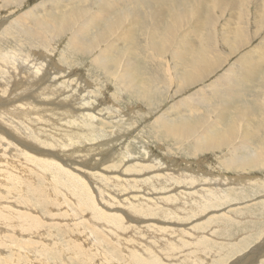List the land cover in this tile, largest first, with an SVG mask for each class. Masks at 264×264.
Masks as SVG:
<instances>
[{"label": "bare ground", "instance_id": "bare-ground-1", "mask_svg": "<svg viewBox=\"0 0 264 264\" xmlns=\"http://www.w3.org/2000/svg\"><path fill=\"white\" fill-rule=\"evenodd\" d=\"M64 1L65 0H56L57 4H55L52 0L51 2H48L50 10L47 11L45 9L48 14L57 17L56 25H58V28L55 26L54 21H51L45 17L46 12L43 9L48 5L46 4V1V3L43 1L44 3L41 2L40 4L38 2V5L34 7L33 10H30V13H28L29 16H33V25L29 23L27 24V22L21 18L19 21V19L17 18V20L19 21L17 22V24H20V28L18 29L17 27H15V29L17 30L15 32L16 35L14 34L15 38H19V36H27V39L30 38L32 42L36 40L41 44V46L48 47L46 45V42L49 40H47V37H50L49 33L56 34V38L57 34H61L63 30L70 27L74 22H76L75 19H82L83 24L88 26H86L85 29V27H78L77 25V28L75 29L76 34L73 38H71L75 43L72 45H67L66 49L68 51L65 50V52L62 53V56L59 58L60 60L56 62L58 63V65L55 64V61H53L51 57L52 51H43L41 52L42 54L39 52V56H37L38 53L34 51L36 53L35 57L30 58L32 55H29L30 57H28L25 56L26 54L24 53H13L14 55H8L9 53L7 52L8 54H6L5 56L0 50V64L2 66L4 65L1 61L10 59L9 57L11 56L9 65L4 66V68L8 69L7 73L5 75L0 74V96L8 95L10 91L13 92L15 90H19V94L17 93L19 97L24 101V103L29 104L23 106L26 112V118L28 119H26L22 115L23 121L16 119L19 125L13 126L12 129L21 130L22 133H19L18 136L22 137L26 141H29L30 139L43 147L41 148L42 151L39 154L30 156L27 152L23 151L17 143L9 141L8 143L10 147L2 150V152H4L9 157V160H13L12 158H14L22 163H32L34 168H37L38 166L39 169L43 171L42 173L46 175L45 177H47L49 181H52L50 179H53L52 182L57 185L56 188L66 192L71 197L70 200L73 201V203L82 213H85V210L90 212L91 219H87V221L92 223L95 230H98L97 234L99 232H103L105 234H109L110 236H114L113 234L116 235V231L120 232V237L116 238V241L118 240L117 242L119 244L125 245L123 254L126 259L130 258L133 264H170L164 262L161 259L160 255L154 250L155 248L153 249L151 246L153 242L158 246V242H160V240L156 239L157 236H160L162 240L164 239V246L162 247V250H172L174 249L173 246L176 247L179 244L180 246H189L191 248L194 247L195 249L193 248V254L196 253L195 250L203 251L205 249L207 251H212V249L207 248L208 245L204 239V236L206 235L197 236L196 238L194 236L195 239L191 242L189 240V242L182 240L184 239V234H189L188 232L190 229L187 230L185 228H177L173 223L178 222L173 221L177 220V218H183V221L185 219L189 220L190 217L196 216L198 211H205L207 210V208H212L226 201L236 199L233 198L234 196L231 197L228 192L225 193L226 190H230L231 192L233 188L232 186H226L228 184L235 183V186H238L239 184V186L243 187L246 184L259 182L261 183V186H264V180L260 178L254 179L255 175L253 178H251L250 175L246 177V175L239 174L238 176L240 178V181L235 182V180L231 179H238V176H215L211 174V172H192L191 169L188 168L190 166L176 167L173 163H170L168 165L161 160H156L155 157H151L149 155V151L145 152V154L149 156V159L147 160L138 158L137 156V158H128L126 154L125 158H122L126 163L125 164L123 162V167L121 166V162H113L109 166L103 167L101 170H99L98 165L101 164V160H103L104 155L101 157V160L99 159L100 161L94 164L92 163L91 165L89 163V160L95 154L92 153L93 155H91L90 157L87 155L79 157L76 156L75 152L71 148H68L67 155L70 157L68 158V162L76 165L72 167V165L67 161H63L61 164H58V161L63 160L64 156L62 155H66L63 153V149L65 147H72L79 142L92 139L93 134L96 131L94 124L96 122L95 118L97 116V111L94 103L97 100L95 101L93 99L92 95L94 94L91 91L89 80L85 79L82 75L74 72L76 69L74 70V66L72 67L70 65V63L73 62L74 59H71L70 57L76 58L78 54L82 55L84 51L89 52L94 56L93 58H95V60H93L94 64L92 65L95 66L96 69L103 72L111 79H114V81L118 83L116 84V86H122L123 91L136 93L138 98H142L143 101L148 97L152 107L162 101V93L169 87V83L167 82L168 80L169 82H171V84H177V90L173 89V94L180 97L176 101H179L181 107L180 105L173 106L172 109H169L167 111L164 110L165 113L160 114V116L157 115L158 117H156V120H158L159 123L158 134L160 135V137L167 141H190L193 153L204 151H220L221 149L225 148V155L220 161V164L225 170L241 169L243 171H249L253 170L254 168L264 167V98L262 97L256 101L249 100L251 104L250 108L249 105H247L248 108L246 106L244 108L243 105L241 106L239 104L240 101L244 100V98L240 99L239 97L243 88H245L243 90L246 91L249 88L253 87L251 82H253V80L258 77L257 74L261 73L260 75L263 77L261 82H264V50H259V48L254 47L255 49L240 51L239 46L241 47L244 43V30L240 27L234 26L230 28V30L227 29L229 31L228 33L230 34V37L223 38V43H225V46H227L228 48V54H216L214 52L216 50L214 49L216 48L214 43L220 35H217V30L214 27L212 28V30L210 29V31H207V23L208 21L211 22L213 11L210 12L211 10L207 8L205 9V11L203 9L204 16L201 17L200 13L194 7L197 4L196 0H181L182 3L185 2V6L188 8L180 9L179 7H174L172 9L165 10L162 14L151 15L150 17L144 16L143 14L139 13L138 10L141 8H137L134 5L137 6L141 3L134 4L132 0H120L124 7L121 10H119L116 5L114 6L112 3L108 2L113 1V3L116 4V0H96L93 3L94 5L96 4L95 9H87L85 0H72V3L78 1L79 5L71 10V15L69 13H62V8H69V6H72V3H68L67 0V3H65ZM137 1L138 0L134 2ZM143 1L145 2L142 3L147 2V0ZM58 2H61V5H59ZM189 2H193V4L191 5L189 4ZM235 2L243 3L244 6L249 4L248 2H246V0H235ZM147 3H149V5H153L151 2ZM174 3L175 2H173V0H170V2L164 3L163 7H165L167 4ZM207 3L223 4L221 0H208L203 5H201L204 7V5ZM224 4L229 5L230 3L226 2ZM254 5L258 12L257 15H260L259 22L263 24L264 0H258ZM97 6L102 7L103 10H99ZM76 8L78 10H76ZM133 10L134 12L132 13ZM242 10L244 9H241V11ZM43 11L45 12V14ZM168 13H170L171 15ZM189 13L193 14V31L188 29L187 32H181V34L176 35L178 27H184L180 19L188 17L187 15ZM241 13L243 14V12ZM112 16H114V20H111ZM242 17L244 18V15ZM120 18L122 20L119 23L118 21ZM150 19L152 20V22H147L149 23V27L147 29H143L144 26L146 27L145 21ZM190 19L191 18H189V20ZM239 20H241V18ZM45 22H48L49 25H45ZM122 25H124L123 28ZM175 26L177 28H175ZM94 29H98V33H92ZM122 29H124L125 33L122 31ZM221 29L222 28H220V30ZM5 30L10 31L8 27H5ZM138 31L141 32L143 36L148 38V43L146 41L147 39L145 40L146 43L149 44L148 53L150 55H153L155 58H153V56L152 58L156 60H154L155 64L153 62V65L148 64V66L146 62L141 60V56L139 57L138 50L141 47L138 43L139 40L136 38L137 41H134V43L132 42L133 40H135V34ZM116 32H118L117 37L115 34ZM5 34L7 35L8 33L5 32ZM82 36L87 37L91 45H82L81 40H79V38ZM169 38L174 39L175 42L166 43V40H168ZM18 40H20V38ZM116 41H119V44ZM21 42L23 43L24 41ZM27 42H29V40ZM103 42L105 43L104 47H99ZM19 45L23 46L21 44ZM124 46H128V48H125ZM143 47L144 46H142V49ZM119 48H121L122 51H120ZM150 49L152 51H150ZM169 49L171 50L169 51ZM143 51L147 52L146 50ZM32 52L33 51H31V53ZM209 52H213V54L215 53V56L212 57L211 55L213 54L211 53V55H209ZM89 53L88 55L90 56ZM142 53L146 54L144 52ZM169 53L170 57L172 56V60L174 61L173 72H169V70H167L166 72V69L163 67V60L157 58L163 57L164 55L167 57ZM234 53H236L237 55L234 60V62H236L235 67H238V71L240 74H242V77H239L233 71L225 69L221 72V74L218 73L216 75V79L212 80V82H209L210 85H208V83L206 85L203 84V87L196 89L188 96L186 95V98L181 97L180 94L184 91L185 88L195 86V84L209 77L210 74H212L216 69H219V67L223 65V62L225 61V58H228V55L230 56ZM83 56L85 55L83 54ZM61 63L62 65H60ZM142 66H145L144 70ZM136 77L137 79L139 77H142V79L144 78V81L140 82V80H137ZM241 78L248 81V85L242 84ZM123 82L125 83V85H122ZM159 83H162V85ZM118 91L121 92V89H118ZM245 91L244 93L247 92ZM89 93H92V95H90ZM64 94H67V97H63L62 95ZM88 95L89 98L95 101L94 103L92 100V103L86 102ZM218 95L220 97H216ZM156 96L159 98L158 101H155ZM221 97H223V103L219 107H212L211 110L215 112V116L207 117L202 115L203 112L206 111V109L202 111L201 109L203 103H200L201 105L200 107H198V102H201L203 99H205L207 101L205 103H207L206 105H208L211 102L219 101ZM46 98H49V100H44ZM62 98H65V102H63ZM232 99H238V102L233 101ZM228 101L231 102L228 103ZM220 103L221 102L219 101V104ZM194 104L197 107H195ZM228 104L240 105L241 109L238 111L236 110L235 112H222L221 109L223 107H229ZM53 111L56 112L54 113L55 116H53ZM95 111L96 114L94 113V115L92 113L93 115H91L90 112ZM101 111L100 114H102ZM212 113L210 114L212 115ZM100 114H98V117H105L103 115L104 112L102 115ZM172 115H174L175 117H170ZM107 118L108 117H106V119ZM45 119L48 121L49 124L47 127L50 129V133L46 138H43L41 135L34 134V128L26 127V125L22 126L25 122H41L44 125L43 122ZM106 119L105 121L102 120V127L109 125ZM1 120L4 121L5 124L7 123V117L5 115H2V113L0 112V122ZM76 123H81V128L71 129L76 126ZM63 132L66 138L61 134ZM5 139V136L0 135V151L1 149H3V142L5 141ZM251 139H254L255 142L253 141L254 143H252ZM101 144L105 147L108 145L107 142H102ZM48 147L52 149L47 150L46 152L43 151L44 148ZM102 152L105 153L106 150L102 149ZM97 156L99 157V155ZM0 157H2L1 152ZM109 159L111 158L109 157ZM1 160L2 158H0V161ZM7 163H9V161L2 162V165L6 166ZM53 165H55V167ZM62 165H67L68 168L62 167ZM83 167L88 168L85 169ZM89 167L97 168L98 170L92 171L89 170ZM82 168L84 170H82ZM110 170L112 171V173H110ZM7 175L9 178L12 176L10 174ZM51 176H53L54 178H52ZM15 178L21 179L23 177H20V175H15ZM86 179H90L98 183V186L96 187L92 185V193L86 184ZM19 189L21 191V194H23V190L21 188ZM93 193L96 196L97 203L93 199ZM115 201H119V203L117 204ZM114 203H116V205ZM97 204H101L102 207H97ZM17 205H20V203ZM112 205H114L115 208ZM0 206H2L6 212H16L18 210V208L15 210L11 209V207L7 205ZM77 207H75L76 210ZM0 211L3 210L0 209ZM6 212L5 214H7ZM27 212L17 211L16 213L18 215L22 214L31 217V214ZM33 213H36V211ZM48 213L49 212H47V214ZM14 214H12V216ZM177 214H179L180 216H177ZM17 218H21V216H18ZM16 220L17 221L14 222L15 224L17 223L19 225H22L20 222H18V219ZM24 220L25 219H23L22 222ZM97 222H102L104 225H100ZM31 223L34 226L38 225L35 217L31 220ZM34 226H32V230L34 229ZM22 227L21 230H23ZM38 227H41L40 223ZM109 229L112 230V234ZM92 232H89L90 235L92 234ZM20 234L23 233H21L20 231ZM175 236H177L178 238V244H176L177 242H172L171 237L174 239ZM188 236L189 235H187V237ZM145 237L146 240L147 237L150 238V240H148L149 242L144 243L142 241L145 239ZM3 241H5V239ZM72 241L75 244V241ZM24 242L25 241L23 240L22 243L24 244ZM28 242H30V240H28ZM47 242L48 241H46V243ZM20 243L21 242H19V244ZM23 244H20V247ZM28 246L29 245H27V247ZM254 246L255 247H252L249 250V254L236 259L234 261V264H238V262H242V264H263L264 243L259 246ZM116 248L120 253L121 250L118 244L116 245ZM218 248L220 250L222 249V247ZM218 248L214 249L216 253L219 250ZM97 249L93 248V253L94 250L98 251ZM25 250L26 249L23 250L24 253H26L27 251ZM106 250L104 253H106ZM158 250L160 249L158 248ZM27 253L25 256H27V258H30L32 255H30V253ZM31 254L35 253L32 252ZM215 254H212V256L220 255V253H217L216 255ZM22 256L24 257V255ZM260 258H262L261 260L263 261H260ZM32 259H26L25 257L26 261ZM197 259L198 257L196 256L194 260ZM246 259L247 261L245 262ZM225 262L226 261L217 263L223 264Z\"/></svg>", "mask_w": 264, "mask_h": 264}, {"label": "rangeland", "instance_id": "rangeland-1", "mask_svg": "<svg viewBox=\"0 0 264 264\" xmlns=\"http://www.w3.org/2000/svg\"><path fill=\"white\" fill-rule=\"evenodd\" d=\"M43 1L44 2L46 1L47 3L46 2L45 3L48 5V2H51L52 0H9V1L0 0V23H1L0 24V50L3 52V55L6 56V54L8 53H9L8 55H14L15 53H20V54L24 53L26 54L25 56H28V57H30L29 55H32L30 57L32 58V57H35L36 53H38L37 56H39L40 53L43 51L45 52L52 51L51 57L53 61H55V64L58 65V63L56 62L60 60L59 58L62 56V53H64L65 50H67L66 49L67 45H72L75 43L73 42L74 40L71 38H73L76 34L75 29L77 28V25L78 27H83V28L85 27V29H86V26H88V25L83 24L82 19H79V20L75 19L76 22H74L70 27L63 30L61 34H57L56 38H55L56 34L49 33L50 37H47V40L48 39L49 40L46 42V45L48 47L41 46V44L37 42L36 40L32 42L30 38L27 39L28 38L27 36H23V37L19 36L20 40H18L19 38H15V35H16L15 32L17 30L15 29V27H17L18 29L20 28V24H17V22L20 21V18L25 20L27 24L29 23L33 25L34 23L32 21L33 16H29L28 13H30L29 11L33 10V8L38 5V2L40 4ZM67 1L68 3H72V0H67ZM95 1L96 0H85V3H86L85 5L87 9H91V8L95 9L96 4L95 5L93 4ZM134 1L136 0H132L134 4L141 3L139 4L140 7L139 5L137 6L134 5L137 8H141L138 10L139 13L143 14L144 16H148V17H150L151 15L162 14L165 10L172 9L174 7H179L180 9L188 8L185 6V2L182 3L181 0H173V2H175L174 4H167L165 7H163V4L170 2V0L169 1L167 0H147V2H151L153 5H149V3L147 2L142 3V2H145L143 0H138L137 2H134ZM199 1L196 0L197 4L194 7L200 13L201 17L204 16L203 9L204 11L206 8L210 9L211 10L210 12L213 11V17L211 16V22L208 21L207 23V26H208L207 31H210V29L212 30V28L214 27L217 30V35L218 36L220 35L214 43L216 46V48H214L216 49L214 52L216 54H219V55L228 54V48L227 46H225L226 44L223 43L224 42L223 38L230 37L228 30H230V28L234 26L240 27L244 30V33H243L244 43L242 44L243 47L239 46L240 51H246V50L255 49V48H259V50H264V23L261 24L259 22L260 15L259 16L257 15L258 12L256 10V7H254L255 2H257L258 0H253V1L251 0L252 2L246 0V2L249 3V4L246 3L247 4L246 6H244L243 3H236L235 0H221L223 4L207 3L204 5V7L202 5L208 0H199ZM64 2L67 3L66 0ZM108 2L112 3L114 6L116 5V7L119 10L124 8L120 0L119 1L116 0V4L113 3V1H108ZM226 2L230 4L229 5L224 4ZM53 3L57 4L56 0H53ZM58 4L61 5V2L60 3L58 2ZM189 4L192 5L193 2H189ZM71 5L72 6L71 7L69 6V8H62L63 9L62 13H69L71 15V10L77 7L79 5V2L75 1V3H72ZM97 8L101 11L103 10L102 7L100 6H97ZM45 9L47 11L50 10L49 5L46 6L43 10L45 11ZM60 9H57V10H60ZM236 9H238L239 11ZM241 9H244L245 11L244 10L241 11ZM76 10L78 9L76 8ZM133 12L134 10L132 11V13ZM241 12H243V14ZM243 15H244V18L242 17ZM187 16L188 17L186 18L180 19L184 27L182 28L178 27L177 29L178 32L176 31L177 33L176 35L181 34V32H187L188 29L192 30L193 14L189 13ZM45 17L51 21H54L55 26L58 28V25H56L57 17H54L53 15L48 14L47 12H46ZM113 17L114 16L111 17V20L112 19L114 20ZM17 18L19 19V21L17 20ZM167 18H170V17H167ZM189 18L191 19L189 20ZM240 18L241 20H239ZM121 20L122 19L120 18L118 22L120 23ZM148 21L152 22L151 19L145 21L146 27L144 26L143 29H147L149 27V23H147ZM2 24H4L5 26ZM45 25L48 26L49 23L45 22ZM9 26H11L12 28ZM123 26L124 25H122V28ZM5 27H8L10 31H6ZM175 28L177 27L175 26ZM220 28L222 29L220 30ZM122 31L125 33L124 29H122ZM5 32H7L8 34L6 35ZM96 32L98 33V29H94L92 31V33H96ZM115 34L117 37L118 32H116ZM140 35H142L141 32L139 31L136 32L135 40H133L132 42L134 43V41L136 42L137 39L139 40L138 43L141 46L140 49L138 50L139 57L141 56L140 57L141 60L146 62L147 65L148 64L153 65V62L155 64L156 60L153 59L155 58L153 55H150L148 53L149 51V44H147L148 38L143 35L142 37ZM28 40L29 42H27ZM79 40H81L82 45L84 44L91 45L87 37L82 36L79 38ZM145 40L147 41V43ZM246 40L248 41V43ZM21 41H24V42L22 43ZM166 41H165L166 43L175 42L174 39H170V38ZM116 42L119 44V41H116ZM245 42L247 46L245 45ZM18 43L23 46H20ZM104 45L105 43L103 42L101 43L99 47H104ZM145 45L147 46V48ZM128 46H124V47L128 48ZM142 46H144L145 48L143 47L142 49ZM260 47L263 49H261ZM119 50L122 51L121 48H119ZM143 50H146L147 52ZM170 50L171 49H169V51ZM31 51L33 52L31 53ZM150 51L152 50L150 49ZM142 52L146 54H143ZM88 53L89 52L84 51L83 54L85 56H83V54L82 55L78 54L76 58L70 57L71 59H74V61L71 62L72 64L70 63V65L72 67L74 66L73 67L74 70L76 69L74 72L82 75L85 79L89 80L90 82L91 91L94 95H92V93H89V94L93 96V99L95 101L96 100L97 101L96 102L93 101L91 98H89V95H88L86 102H90V103H92V101L93 103L95 102L94 104L96 107L97 116L95 118L96 122L94 124V127L96 131L93 134L92 139L79 142L75 146H72V147H65L63 149V153L66 155H62L64 156L63 160L58 161V164H61L63 161L68 162V158H70L67 155L68 148L69 149L71 148L75 152L76 156H79V157H82L84 155H87L90 157L91 155L95 154L89 160V163L91 165L92 163L94 164L100 161L101 157L104 155L103 160H101V164L98 165L99 170H101L103 167L109 166L113 162H117V163L121 162V166L123 167V164L125 163L123 159L125 158L126 154L128 158L137 156L138 158H143L147 160L149 159L148 158L149 156H147L145 152L149 151L150 152L149 155L151 157H155L156 160H161L167 163L168 165L170 163H173L175 164L176 167L190 166L188 168H190L192 172L194 171H196L197 173L198 171H200L201 173L211 172V174L215 176L216 175L217 176H222V175L223 176H238L240 174V175H246V177H248L250 175L251 178H253L255 175L254 179L260 178L264 180V167L254 168L253 170H249V171H243L241 169L225 170L220 164V161L222 160V158L225 155L224 153L226 152L225 148L221 149L220 151H204V152L193 153L192 145L190 141L189 142H186V141L175 142L172 140L167 141L160 137V135L158 134L159 123H158V120H156V117L160 116V114L165 113V111L172 109L173 106L180 105L179 101H176L180 97L175 96L173 94V89L177 90L176 88L177 84L176 85H174V83L171 84V82H169L168 80L167 82L169 83L168 85L169 87L167 90L163 91L162 101L152 107L148 97L146 100L143 101L142 98H138L136 93H130V92L123 91L122 86H116V84L118 83H116L114 79H111L109 76L105 75L103 72L99 71L98 69L95 68V66L92 65L94 64L93 60H95V58H93L94 56L89 53L90 56H92L90 57ZM211 53L213 54V52H209V55H211ZM215 53L211 56L214 57ZM168 56L166 57L164 55L163 57H157V58L163 60V64H164L163 67L166 69V72L167 70H169V72H173L174 71V64H173L174 61L172 60L173 57L172 56L170 57V53ZM236 56H237L236 53H234L230 56L228 55L227 59L224 57L225 61L223 62V65L219 67V69H216L212 74L209 75V77L195 84V86L185 88L184 91L180 94L181 97L186 98L189 94L193 93L196 89L203 87L207 83L208 85H210L209 82H212V80L216 79V75L218 73L221 74V72L224 71L225 69H228L229 71H233L239 77H242V74H240L238 71V67H235L236 62H234V60ZM9 58L11 59V56ZM10 59H7L1 62L4 66H8ZM60 65H62V63ZM4 66L0 64V74H3V75H5L8 71V69L4 68ZM142 68L144 70L145 66H142ZM260 74H257L258 77L254 79L253 82H251L253 87L246 90L247 92L243 90L245 88L241 90V94L239 98L240 99L244 98V100L240 101L239 104L241 106L243 105L244 108L245 106L247 107V105H249V108H250L251 104L249 100L256 101L262 97L264 98V92H263L264 82L263 83L261 82L263 77ZM138 79L140 80V82L144 81V78L142 79V77H139ZM241 83L244 85H248V81L244 80L243 78H241ZM123 84L125 85L124 82L122 83V85ZM159 84L162 85V83H159ZM118 89H121V92L118 91ZM18 91L19 90H15L13 92L10 91L8 95L0 96V112L2 113V115H5L7 117L6 124L2 120L0 122V135L6 137L5 141L3 142V149H1L0 151L2 153V157H0L2 158V160L0 161V205H7L11 207V209H14V210L18 208L17 210L18 212H23V211L27 212L28 210L27 213H30L31 217L27 215H22L20 213H19L20 215H18L16 213L17 211L16 212L15 211L6 212L3 209V207L0 206V209L3 210V211H0L1 213L0 214V226H1L0 227V264H28V263L29 264L31 263L32 264H102L103 262H104L103 264H133L132 260L130 258L126 259V257L123 254L125 245L119 244L117 242L118 240L116 241V238L120 237V234H121L120 232L116 231V235L118 236H116L115 234H113L114 236H110L109 234H105L103 232H99L97 234L98 230H95L92 223L87 221V219H91L90 212L85 210V213H82L78 209V207L73 203V201L70 200L71 197L66 192L61 191L60 189L56 188L57 185L54 182H52L53 179L49 178L50 180H52V181H49L48 178L45 177L46 175L42 173L43 171H41L38 166H37L38 168L37 169V168H34L32 163H22L14 158H12L13 160H9V157L4 152H2V150H5L7 147H10L8 143L9 141H13L17 143L20 146V148L23 151L27 152L30 156L34 154H39L42 151L41 148H43L41 145H39L38 143H35L34 141L30 139L29 141H26L22 137L18 136L19 133H22L21 130L12 129L13 126L19 125L16 119L23 121L22 115L26 118V112L23 106L29 105L27 103H24V101L19 97ZM244 91L247 94L244 93ZM62 96L67 97V94H64ZM216 97H220V96L218 95ZM64 99L65 98H62L63 102H65ZM44 100H49V98H46ZM158 100L159 98L156 96L155 101H158ZM232 100L238 102V99H232ZM219 101L221 102L220 104H219ZM219 101L211 102L208 105H206L207 103L205 102L207 101L205 99H203L201 102H198V107H200L201 105L200 103H203L202 109H201L202 111L206 109V111H204L202 115L207 116V117L215 116V112L211 111L212 107H219L223 103V97H221ZM230 102L231 101H228V103ZM173 103H176V104H173ZM228 105L229 107H223L224 109L222 108L221 111L222 112L225 111V113H228L229 111L235 112L236 110L238 111L241 109L240 105H232V104H228ZM194 106L197 107L195 104ZM96 111L90 112L91 115H93L94 113L96 114ZM100 111L102 114L104 112L103 114L105 116L104 118L98 117V114H100ZM46 112H49V111H46ZM54 113L56 112L53 111V116H55ZM210 113H212V115ZM106 117H108L109 119L108 118L106 119ZM170 117L173 118L175 116L172 115ZM105 119L109 123V125L102 127V120L105 121ZM43 123L44 125L41 122L39 123L38 122H32V123L25 122L22 126L26 125V127H32L34 128L33 129L34 134L41 135L43 138H46L48 134L50 133V129L47 127L49 123L46 119L44 120ZM52 123H55V122H52ZM75 125L76 126L71 129L81 128L80 127L81 123H76ZM61 134L66 138V136L64 135V132ZM251 141L252 143L255 142L254 139H251ZM102 142H107L108 145L105 147L101 144ZM50 149L52 148H49V147L44 148L43 151L46 152L47 150H50ZM102 149H105L106 152L105 153L102 152ZM97 155H99V157ZM109 157L111 159H109ZM7 161H9V163H7L6 166L2 165V162H7ZM51 162H55V161H51ZM68 163L71 164V162H68ZM71 165L72 167H74V165L76 164H71ZM53 166L55 167V165ZM62 167L68 168L67 165H62ZM83 168L86 169L88 167H83ZM83 168L82 170H84ZM89 170L95 171L98 169L89 167ZM110 173H112L111 170H110ZM241 173H244V174H241ZM7 174H10L12 176L9 178ZM15 175H20V177L22 176L23 178L17 179L15 178ZM51 177L54 178L53 176ZM231 180H235L236 182V181H240V178L238 176V179L232 178ZM86 184L91 190V193L93 192L92 185L95 187L98 186L97 182L90 180V179H86ZM234 184L235 183L226 185V186H232L233 187L232 190L234 191L231 190L230 192V190H226L225 193L228 192L231 197L234 196L233 198H236V199L226 201L212 208H207V210L205 211H198L196 216L190 217L189 220L185 219L183 221V218L181 219L177 218V220L173 221V222H178V223H173L175 224L174 226L177 228H185L187 230L190 229L188 232L189 234H184V237H183L184 239L182 240L186 242H189V241L191 242V241H194V239L197 236L206 235L204 236V239L208 245L207 248H210L213 251L215 248L222 247L221 250L219 248H218L219 250L217 249L218 251L216 250L218 254L220 253V255H216L217 253L215 252V250L212 253V251H207L205 249L203 251L195 250L196 253L193 254L194 247L191 248L189 246H180L177 242V239H178L177 236H175L174 239L171 237V239L173 243L177 242L176 244H178V246L176 247L173 246L174 249L172 250H167V249L162 250V247L164 246L163 245L164 239L162 240L160 236H157L156 239L160 240L161 243L158 242V246H157L153 242L151 246L153 249L155 248L154 250L160 255L161 259L164 262L170 263V264H176V263L178 264L179 262H180L179 264H195V263L196 264L198 263L218 264L220 262L222 263V261L223 262L226 261L223 264H234V261L236 259L244 257L245 255L249 254V250L252 247H255L254 245L259 246L264 243V186H261L260 185L261 183L259 182L246 184L243 187L239 186V184L238 186L237 185L235 186ZM19 188L23 190V194H21V191ZM25 193H28V194H25ZM94 193H97V192H94ZM94 193H93L94 195L93 199L96 201V196ZM19 203L20 205H17ZM116 203L118 204L119 201ZM116 203L114 204L116 205ZM75 207H77V210ZM97 207L101 208L102 206L101 204H97ZM35 211L36 213H33ZM5 212L7 214H5ZM47 212L49 213L47 214ZM11 213L14 215L12 216ZM18 216L19 217L21 216V218H17ZM141 216H144V215H141ZM177 216H180V215L177 214ZM34 217H35V220L38 222V225H35V226L31 223V220ZM16 219H18V222H20L22 225H19L17 223L15 224L14 222L17 221ZM23 219H25L26 221L24 220L22 222ZM39 223L41 227H38ZM97 223L100 225H104L102 222H97ZM32 226H34L33 230H32L33 228ZM21 227L23 228V230H21ZM111 229L109 230L111 231V234H112ZM180 230H183V229H180ZM20 231L23 234H20ZM90 231L91 232L93 231L94 233L92 232V234L90 235L89 233ZM89 235H90V238H89ZM187 235L189 236L187 237ZM1 237H3L5 241H3L4 239ZM22 239L25 241L24 244L22 243L23 241ZM78 239L81 241H79ZM28 240H30L31 243L28 242ZM42 240L44 243L42 242ZM72 240L75 241V244L73 243ZM148 240H150V238L147 237V240H146V237H145V239L142 241L145 243V242H149ZM46 241L48 242L46 243ZM19 242H21L20 244H23V245L27 244L29 246L27 247V245L26 246L21 245L20 247ZM117 244L120 246V250H121L120 253L118 249L116 248ZM88 246H92V247H88ZM93 248H96V249L98 248L97 249L98 251L94 250V253H93L92 251ZM158 248L160 250H158ZM14 249L16 251L17 250L19 251L16 252ZM24 249H26L28 253L32 255L30 258H27V256H25L27 251L25 250L26 253H24L23 251ZM105 250H106V253H104ZM32 252L35 253L37 257L35 254H31ZM165 253H169V254H165ZM212 254H215L216 256H212ZM22 255H24V257ZM196 256L198 257V259L194 260ZM25 257L26 259H32V258L33 259L26 261ZM261 259L262 258H260L259 260L263 261ZM246 261L247 259L245 260V262ZM238 264H242V262H238Z\"/></svg>", "mask_w": 264, "mask_h": 264}]
</instances>
